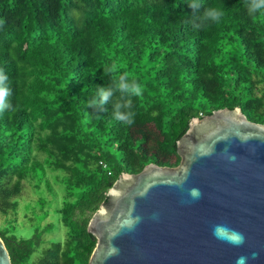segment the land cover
Returning a JSON list of instances; mask_svg holds the SVG:
<instances>
[{"label":"trees","instance_id":"obj_1","mask_svg":"<svg viewBox=\"0 0 264 264\" xmlns=\"http://www.w3.org/2000/svg\"><path fill=\"white\" fill-rule=\"evenodd\" d=\"M188 3L0 0L12 104L0 112V237L12 264H88L96 245L88 223L109 189L149 163L176 166L189 119L240 107L264 123V12L250 14L244 0H200L195 11ZM210 5L221 21L194 29ZM122 75L142 89L130 98L131 126L114 119L112 101L86 106ZM27 184L37 193L30 213L53 210L65 227L38 257L51 222L28 238L11 233Z\"/></svg>","mask_w":264,"mask_h":264},{"label":"water","instance_id":"obj_2","mask_svg":"<svg viewBox=\"0 0 264 264\" xmlns=\"http://www.w3.org/2000/svg\"><path fill=\"white\" fill-rule=\"evenodd\" d=\"M175 148L176 166L118 177L89 220L88 264H264V123L240 107L216 109L189 119ZM217 225L244 243L217 238ZM0 264H12L1 237Z\"/></svg>","mask_w":264,"mask_h":264},{"label":"clouds","instance_id":"obj_3","mask_svg":"<svg viewBox=\"0 0 264 264\" xmlns=\"http://www.w3.org/2000/svg\"><path fill=\"white\" fill-rule=\"evenodd\" d=\"M250 14H256L264 12V0H244ZM189 8L193 11L201 7L200 0H189ZM224 12L215 6H208L197 17V22L193 24L194 29H202L210 26L211 24L219 23L223 17ZM105 74H108L111 78L112 69L105 68ZM8 76L4 70L0 68V112L9 110L12 108V104L8 101V97L11 95V89L7 86ZM119 93V97L113 100ZM142 94L140 85L135 81H129L126 75H122L119 79L111 80V82L103 87L97 86L96 93L93 99L89 100L86 104L87 107L95 108L99 106L103 110V105L113 102V117L120 120L122 123L131 126L134 124L135 113L132 111L131 97L139 96ZM98 97V99L96 98ZM123 109V111H121ZM190 195L193 198H198L200 193L197 189H190ZM213 235L219 239H226L227 242L240 246L244 243V236L242 233L231 232L228 234V230L223 226H214ZM257 253H252V258L255 259ZM246 257H238L236 264H245Z\"/></svg>","mask_w":264,"mask_h":264},{"label":"rangeland","instance_id":"obj_4","mask_svg":"<svg viewBox=\"0 0 264 264\" xmlns=\"http://www.w3.org/2000/svg\"><path fill=\"white\" fill-rule=\"evenodd\" d=\"M36 197H37L36 191H34L31 184L30 185L27 184V186L23 189V194L19 197L18 223L13 224L14 228L12 229L11 233L16 235L17 238H28L32 236L35 228L42 229L43 225L51 222L50 228L49 227L44 228V230L46 231L45 232L46 234L43 237L44 241L42 242L41 247L35 253V256L38 257L43 249L51 246V242L64 240L65 227L58 222V216L55 215V213H53V210L52 212H50V214L47 217H45L46 215H40V214L38 215L35 211H33V214L30 213V208L32 207L31 201L34 202ZM57 203H58L57 201L54 202L51 201L52 204L51 206L54 207V205ZM5 218L6 216H3L1 218V222H0L1 225H4L6 223Z\"/></svg>","mask_w":264,"mask_h":264}]
</instances>
